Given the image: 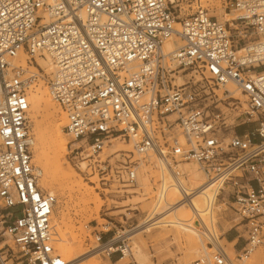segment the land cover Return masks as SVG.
<instances>
[{
    "label": "built area",
    "instance_id": "2783aa9c",
    "mask_svg": "<svg viewBox=\"0 0 264 264\" xmlns=\"http://www.w3.org/2000/svg\"><path fill=\"white\" fill-rule=\"evenodd\" d=\"M174 1L0 0V264H69L51 245L55 198L39 187L31 162L27 92L40 78L103 183L132 187L141 158L153 153L185 204L193 189L173 164L193 161L230 190L246 233L237 260L264 245V0H225L233 14L226 22L198 0L187 14ZM171 35L181 43L167 48ZM20 54L30 63L47 55L52 69L27 70L14 61ZM228 84L245 97L241 113ZM239 118L255 127L233 130L226 151L222 137ZM113 140L131 149L104 162L99 152ZM154 190L143 224L172 206L161 178ZM135 228L121 225L106 239L95 231L91 251L124 256ZM209 249L195 264H234L220 244Z\"/></svg>",
    "mask_w": 264,
    "mask_h": 264
},
{
    "label": "rangeland",
    "instance_id": "374dc122",
    "mask_svg": "<svg viewBox=\"0 0 264 264\" xmlns=\"http://www.w3.org/2000/svg\"><path fill=\"white\" fill-rule=\"evenodd\" d=\"M196 1L197 0H175L173 4L177 3L180 6L181 14H187L195 11L198 8ZM198 1L200 3V6L205 8L209 12V15L215 17L221 22H226L233 16V14L225 8V0ZM176 10H179L178 6H176ZM224 19L225 21H223ZM168 42L172 43L173 41ZM23 57L26 60V63L24 65L21 63L20 59H18L19 57L17 58L15 63L20 64L27 70L36 72L35 67H40L38 66V64L36 65V63H38L37 61L40 60V57L35 59L36 63L34 61H32L31 63L28 62L25 55ZM40 68H38L39 72H41ZM46 73H48V71ZM181 82L182 80L178 79V83ZM39 84L45 86V82L42 78L38 79L36 83L31 85V87L28 89L27 94L29 93V90H33ZM235 96L239 99H242L239 94H236ZM222 108L227 111L229 110L224 107ZM57 110V115L59 117V120H57V122H60V117H63L65 119V114L63 113L61 107H59L58 105ZM235 111H239V108H236ZM231 113V117H233L235 113L233 111H231ZM39 119L40 117L36 118L37 121ZM28 122L30 137L31 140H33L35 131L33 128V119L31 118L30 112H28ZM63 127L64 126L61 127L62 132L64 131ZM254 127V122L242 123V118L231 119L230 129L227 131V133H224L222 137L224 149L228 151V148H226V144L228 142V137L233 132V130L236 133L251 132L253 131ZM62 136L65 137V151L63 153V156H61L62 158L60 159V167L63 171H65L66 169L65 172L71 170L74 177L69 179H62V181L65 182L64 190H57L56 188H49L41 185L40 178L38 183L39 187L43 191L53 195L55 198L52 212L53 219L51 218L52 233L54 234V237H52L53 240L51 242V245L56 253H61L60 255L66 259L65 251H63L58 245L57 233L56 228L53 225V220L56 219V221H59L60 217L63 215L69 221L68 223L72 226L74 232L77 234L79 233L78 239L80 240L81 238L82 248L91 251V249L95 246V231H98L102 235V238L106 239L107 237L113 235L116 231H119L121 225L127 228L142 224L144 217L148 214L149 210H152L153 208V198L155 194L154 189L157 186L161 176H159L160 173L158 166L153 162V160L156 162V158L153 154L150 153V155H148V158H141L140 164L137 168L136 182L132 187L123 188L118 184L108 185V183H103L100 178L101 175L97 171V165L92 161V157L90 156L89 158L91 160H88V157L85 156V154L80 155L79 149L76 150V147L79 145L78 141L73 139L68 141L67 137L72 138L69 134H64ZM30 145L32 154L31 162L33 165L41 169V165H39L35 161V153L32 143ZM124 148L125 146L123 142L119 140H113L110 143L104 145L102 151L99 152V157L104 160V162H106L107 160L112 161L113 159H115V157H117L115 156V154L118 151L126 150ZM95 155L96 153H94V156ZM228 155H230V153H228ZM149 156L151 158H149ZM229 160L230 159H228V161ZM89 164L90 168L87 167ZM185 166H192L202 174L205 181L210 180V178L206 177L198 167V165L193 161L177 160L173 164V167L178 170L180 174H184ZM233 174L240 176V172L236 170L233 172ZM243 178H245V175H242L240 177V179L242 180ZM141 180L148 181L146 184V187H148V191H144V185H142ZM187 186L189 189H193L192 186ZM187 186L185 187L187 188ZM222 186L224 190H217L216 195V203L220 204L219 209L216 211L217 215L214 216V228L217 237L213 238L214 236L210 235L209 233H205L208 235H206L207 237L201 235L202 243L204 244L206 251H212V249H209L211 245L218 243L224 248L234 264H264V245L257 247L248 256V258L239 261L236 257L239 253L233 249V244L230 246L225 240L224 235L227 231H236L235 229H237V231H240V233L244 237H246V233L244 231L243 225L236 224L238 220L235 218V215L233 213L232 207L234 206V204L233 198L229 194L230 190L225 187L224 184ZM88 197L91 199H89V202H87ZM96 198L97 200H95ZM93 199L94 201H92ZM84 200L86 203L84 202ZM98 201L101 203L98 210H95V204L98 203ZM171 204L173 203L171 202ZM143 205L144 207H142ZM185 208L186 206L184 205L181 209L178 210L176 215L182 217L186 215L185 218H187V222L192 221L193 226L199 230L201 220L195 217L193 213L186 212ZM169 213L173 214L174 212L171 209V212ZM169 213L167 215L168 217H171L172 214L169 215ZM208 218L209 215L207 214V216H205V220L202 219L204 223H208L207 225L210 224ZM172 230L173 228L171 225L147 227L144 231L139 233L137 238L136 236L130 238V248L134 239L142 240L144 242L142 251L149 259L148 263L146 264H195V261L200 257L199 253L188 250L184 242L172 237ZM129 234L132 235L133 232H130ZM9 245L15 253H18V249L15 245L12 244L11 241L9 242ZM198 246L201 245L198 244ZM118 258L119 253H113L107 256L104 252H98L95 259L97 260L96 264H140L130 254V252L122 256L120 260ZM91 261H93V259L89 257L81 258L79 259L77 264H91ZM18 262L19 261L17 260H8L6 264H18Z\"/></svg>",
    "mask_w": 264,
    "mask_h": 264
},
{
    "label": "bare ground",
    "instance_id": "6f19581e",
    "mask_svg": "<svg viewBox=\"0 0 264 264\" xmlns=\"http://www.w3.org/2000/svg\"><path fill=\"white\" fill-rule=\"evenodd\" d=\"M223 19V18H221ZM225 21V19L223 20ZM168 41H173L172 43ZM180 39L176 35H171L167 41L165 42V46L167 48H174L180 44ZM23 54H20L17 58L20 59L21 63L24 65L26 63ZM14 59V61L17 60ZM38 66L42 69L46 70L45 72L52 69V61L46 55L45 58H40L37 61ZM226 88L229 89L232 97L239 99L236 97V94H239L242 99H239L241 102V106H239V112H242L245 109V97L240 94L231 84L226 85ZM218 94H221V90L217 91ZM47 89L42 84H39L33 90H29L28 93V102L29 108L28 112L31 113V118L33 119V128L35 131L34 138L32 140L33 150L35 153V161L39 165H41V174H40V183L43 186L49 188H56L57 190H64V183L62 181L63 178L69 179L74 177L71 170L63 171L60 167V159L63 156L65 151V137L62 135H67L66 132H62L61 127L66 124V118L59 117L57 115V103L51 100L47 95ZM221 96V95H220ZM59 106V105H58ZM60 107V106H59ZM40 117L37 121L36 118ZM68 138L70 141L72 138ZM124 143L126 150L131 148V145L127 142L121 141ZM153 154V153H151ZM150 155V154H149ZM154 155V154H153ZM155 156V155H154ZM148 158V156H147ZM149 158H151L149 156ZM156 158V157H155ZM154 164L158 166L159 169V176H161V180L165 183V200L167 204H171L170 208L165 209L160 212H156L157 216L154 219H157L156 222L150 224H138L131 235L138 237L139 233L144 231L147 227L153 226H167L171 225L172 230V237L176 238L177 240H181L185 243V246L188 250H192L194 252L199 253V258H203L206 254V249L204 244L202 243L201 235L207 237L208 235L205 233H209L217 237L215 233V226H214V216L217 215L216 211L219 209L220 204L216 203L217 198V190L223 189L222 178H218V175L214 178L210 179L209 181H205L202 174L197 171V169L193 168L192 166H185L184 167V174L179 175V181L181 185L186 188L185 186L190 185L193 187L192 194L188 197V200L185 204L178 202L180 200V193L178 186L171 182V175L166 171L162 170L161 165L159 164L157 158L156 162L153 160ZM177 166V165H176ZM194 166V165H193ZM155 173V172H154ZM168 179V180H167ZM142 181V180H141ZM148 181L143 180L141 183L144 185V191H148V187H146ZM187 189L188 186H187ZM61 192V191H60ZM167 192V193H166ZM88 193V192H87ZM90 193V192H89ZM88 199V200H87ZM85 199L89 202V197ZM84 200V202H85ZM91 200V199H90ZM97 200V198L95 199ZM94 201V199L92 200ZM86 203V202H85ZM100 203L95 204V210H98ZM84 204V203H83ZM94 204V203H93ZM186 206L185 211L189 213H193L195 217L201 220V225L199 230L193 226V222H187L186 215L185 216H177L176 213L179 209L183 206ZM144 207V205L142 206ZM173 210V214L169 213ZM151 210H149L150 212ZM148 212V213H149ZM97 213V211H96ZM172 214V216L168 217V214ZM184 213V212H183ZM209 215V225L208 223H204L202 219L205 220V216ZM164 215V216H163ZM166 215V216H165ZM193 217V216H192ZM191 217V218H192ZM201 217V218H200ZM51 218L53 219L52 215ZM189 219V218H188ZM216 219V218H215ZM208 221V220H207ZM69 221L62 215L59 221L53 220V225L56 228L57 233V242L59 247L65 251L66 259L69 261V264H77L79 259L81 258H92L91 264H96L97 260L95 259L98 252V249L93 251H88L82 248L81 246V238L78 239L79 233H75L72 226L68 223ZM199 222V220H198ZM52 223V220H51ZM204 229V232H203ZM202 230V231H201ZM199 232V233H197ZM163 234V233H162ZM207 235V236H206ZM54 237V236H53ZM224 239V238H223ZM234 241L228 242L231 246ZM200 244L201 246H198ZM94 246V245H93ZM144 246V242L140 239H134L132 241V246L130 248V254L138 261L140 264L148 263L149 259L145 253L142 251V247ZM57 249V248H56ZM59 252V250L57 249ZM60 253V252H59ZM196 253V254H197ZM61 254V253H60ZM121 258V257H120ZM120 258H118L120 260ZM257 259V257H256Z\"/></svg>",
    "mask_w": 264,
    "mask_h": 264
},
{
    "label": "crops",
    "instance_id": "0c3cea01",
    "mask_svg": "<svg viewBox=\"0 0 264 264\" xmlns=\"http://www.w3.org/2000/svg\"><path fill=\"white\" fill-rule=\"evenodd\" d=\"M227 231L224 238L227 242L234 241L233 249L239 252L244 244L245 237L240 233V231Z\"/></svg>",
    "mask_w": 264,
    "mask_h": 264
}]
</instances>
